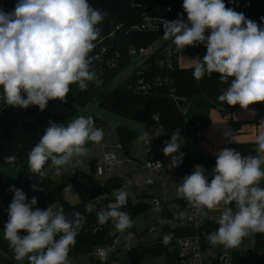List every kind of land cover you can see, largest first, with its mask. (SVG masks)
<instances>
[{
    "label": "clouds",
    "instance_id": "obj_1",
    "mask_svg": "<svg viewBox=\"0 0 264 264\" xmlns=\"http://www.w3.org/2000/svg\"><path fill=\"white\" fill-rule=\"evenodd\" d=\"M183 9L188 22L165 20L163 38L171 39L178 51L201 44L206 47V55L194 64L193 77L199 81L205 74L218 73L221 82L229 84L218 100L229 106L249 110L251 105L264 103V26L227 8L223 0H183ZM103 20V14L89 0H18L14 10L0 9V100L6 107L27 109L35 105L43 111L50 100H66L73 84L86 91L89 82L97 78L90 53L99 41L98 25ZM208 30L210 35H206ZM224 135L232 136L231 130ZM103 136L91 115L78 116L67 125L50 122L28 154V168L43 178L46 174L42 169L49 159L59 169L73 158L86 156L87 143H100ZM180 136L177 128L171 141H165L163 152L172 158L171 167L182 163L184 154L175 155L181 147ZM255 143L257 155L222 149L210 183L204 167L196 165L177 186V196L188 202L186 209L195 216L223 206L218 229L207 235L212 245L235 248L249 234L264 233V187L260 186L264 180V131L256 135ZM104 159L110 164L113 157L106 154ZM15 160L14 155L5 157L9 164ZM148 166L162 168L159 161ZM10 190L14 197L3 238L14 259H27L28 264H70L69 252L86 221L85 215L73 212L69 217L50 206L34 210L36 197L29 200L23 189ZM129 195L123 188L116 191L115 202L97 212L98 224L111 220L118 231L131 228L129 214L120 210ZM233 203L235 209L230 207ZM154 204L153 212L160 213V201ZM85 210L91 214L94 205L87 204ZM176 218L192 216L186 217L181 211ZM160 223L170 222L161 219ZM22 231L27 234L22 235ZM172 239V233L164 234L163 244L168 245Z\"/></svg>",
    "mask_w": 264,
    "mask_h": 264
},
{
    "label": "trees",
    "instance_id": "obj_2",
    "mask_svg": "<svg viewBox=\"0 0 264 264\" xmlns=\"http://www.w3.org/2000/svg\"><path fill=\"white\" fill-rule=\"evenodd\" d=\"M142 1L146 0H89V3L95 9L109 15L113 22L112 27L109 19L104 17L103 21L107 25L106 35L113 30L115 31L113 37L106 38L104 41L108 48L105 53V60L100 61L99 64L93 62V66L97 64L98 68L102 70L100 86L89 82L88 89L80 91L78 86L73 84L70 86L71 91L66 100H50L46 109L39 110L37 114L38 106H29L27 108L28 118H23L15 107H6L4 102L0 103V162L9 164L5 161V157L12 155L16 157L15 162L10 165L17 168L16 181L19 188L25 192L26 197L29 200L32 197L37 198L34 210L35 208L46 210L54 203H58L66 216L71 217L73 212H80L85 215L86 221L76 237L74 246L70 249L68 258L87 257L91 264H96L98 261L96 258L97 249L111 247L116 239V232H114V226L110 221L104 225L98 224L97 211L102 202L107 208V203L110 200L109 196L123 186V180L119 176L109 177L102 184L76 180L73 184L77 189L79 202L70 204L65 200L63 194L67 186L66 183H61L48 190L45 177L41 178L37 173L30 172V169L26 177L25 168L28 165V154L39 142L40 133L43 136L44 130L50 122L65 124L77 114L80 108L94 102L102 111L135 123L155 124L169 135H173V132L179 128L183 145L179 149L178 156L180 153L184 155L181 165L174 167L177 186L182 182L184 176L190 175L194 171L196 165L204 167L209 183L214 178L213 169L217 158L192 148L190 144L198 141V133L209 126L210 110L222 109L225 106V103L218 100V96L229 84L221 82L218 73H213L211 76L205 74L203 78L197 81L193 77L194 66L179 67L177 58L173 59L172 69L157 65L158 51H156L146 58L142 65L136 66L132 73L120 82L114 83L124 70L135 63L128 53L130 47L149 46L161 36V33L127 31L130 26L140 22L142 9L137 7V4ZM155 1L161 4H174L179 8L183 4V0ZM7 2L12 11L18 0H7ZM223 2L227 8L236 12L259 4L264 5V0H223ZM117 26L119 28H116ZM205 55L206 53L199 59L202 60ZM109 59L114 60L111 67L107 65ZM141 79L151 82L160 79L162 83L159 85L154 82L153 88L148 93H141L136 89L137 83ZM170 93L178 98L177 101H174ZM180 107H186V115L182 114ZM88 115L94 118L97 128L103 129L107 125L103 118L97 115ZM88 115H85V117ZM155 117H157V121H155ZM240 126L241 122L230 120L227 122L226 129L227 131L231 130L233 136L239 131ZM117 134L120 147L125 154H129L134 141L139 136V132L126 126H118ZM256 147L255 142H228L227 144V148L240 151L245 156L257 155L254 151ZM50 163L51 160L49 159L42 171ZM260 186L264 187V180L260 182ZM134 200V198L128 197L127 204L120 209L128 213L132 220L142 210V207H136ZM89 203L94 205L91 214L85 210V206ZM10 204L7 203L2 207L6 217H8ZM160 206L162 208L159 213L161 218L172 216L165 203ZM218 227L216 223L207 222L199 230V234L208 243L207 235L216 231ZM166 233L173 234V239L168 245L163 244V235ZM195 233L196 231L189 225L183 229H173L165 226L153 242H144L129 248L126 259L118 260L117 254L120 250L112 249L110 250V259L118 261V264H145L148 258L162 255L166 264H176L177 239L182 236L195 235ZM21 234L25 235L27 233L22 231ZM3 236L0 235V264H28L27 259L22 262L14 259L9 243ZM253 250L260 257L261 263L264 264V233H255ZM232 254L235 264H240L243 253H236L238 255H235L234 252ZM100 264H109V262H100Z\"/></svg>",
    "mask_w": 264,
    "mask_h": 264
},
{
    "label": "rangeland",
    "instance_id": "obj_3",
    "mask_svg": "<svg viewBox=\"0 0 264 264\" xmlns=\"http://www.w3.org/2000/svg\"><path fill=\"white\" fill-rule=\"evenodd\" d=\"M5 0H0V4H4ZM1 8V6H0ZM181 15L184 19H187V14L183 9V4L180 6ZM106 23L103 21L101 24L98 25V27L101 29L100 36L103 34V31L105 29ZM162 34L158 40H156L151 47L157 48L160 46L161 43L165 40L163 38ZM192 47H187L183 51H180L179 53V65L182 67V65L187 66L191 62H193L194 58L199 60V56L197 57L196 54L200 55L203 53L202 51V44L197 45L196 48L191 49ZM196 52V53H195ZM137 63H133L129 68L124 70L119 77L114 81V83L120 82L122 79H124L126 76H128L130 73L133 72V70L136 68ZM228 88V87H227ZM225 88L224 91L227 90ZM0 92H2V89H0ZM227 105V103H225ZM257 104H264V103H257ZM226 108L224 115L227 119L231 118V116H235L237 118L241 119H250L251 118V111L254 105H251L249 107V110L241 109L239 105L236 106H229ZM17 110L21 116H26L28 113L27 109H23L20 107H17ZM88 114L97 115L101 118H103L107 122L108 130L113 131V129L116 126H126L129 128H132L134 130L139 131L140 135L135 141L133 145V150H131L130 154L132 156H136L131 158L130 155L127 156L120 148L115 147L114 154L121 159V162L119 164L113 166L110 170H108L104 175H97V167L102 166L101 162L97 165H94L93 167H90L87 170V174L89 178H95V180L99 181V183H104L105 179L107 177H110L111 175H115L117 173L115 172H123L127 170L126 174L123 175V187H125V191L130 193V196L132 195H142L138 198V201L135 202L136 207H142V210L137 213L134 217L133 221V227L124 230L123 232L118 231L114 227V232H116V239L113 243V248L115 250H120L119 254L122 259L125 258V255L127 253V250L131 247H135L141 243L144 242H153L157 236H153L148 230L151 226L157 225L158 231L157 235L161 233L162 230V224L160 223L161 215L159 213L153 212V208L155 207L152 203V196H158L160 198L165 197L167 200V206L169 205L170 211H172L175 215L180 213L181 211H184L187 208L188 202L185 199H181L177 196V185L175 181V176L173 172V167H171L172 158L169 156L167 159L163 160V163L165 165V172L167 171V175H154L152 172L145 169L144 166H142V161L144 158H147L149 156H155V153H158L164 149L163 145L161 144V140L158 138L159 134H144L145 129H148V125L152 127L151 129H155L153 131H156L159 133V126L151 123H135L131 120L116 116L114 114L105 112L100 110L97 107L96 103H91L87 105L84 108H80L77 112V114L72 117L68 122L75 119L78 116H85ZM238 114V115H236ZM249 117V118H248ZM65 125H67V123ZM225 120L222 119V114L218 111V109L213 110L211 114V122L210 126L207 127L202 135L203 139L200 142L201 148L204 152L212 153L217 152L221 144H226L225 141ZM148 131V130H147ZM246 138H249L248 134L245 136ZM148 139L151 144H154V147H149L145 145L144 140ZM182 140V139H179ZM186 144H188L186 142ZM185 144V145H186ZM198 145V143H196ZM147 147L149 149H147ZM195 148V147H193ZM128 159V160H127ZM139 160H142L141 162ZM167 169V170H166ZM56 169L52 166V164H49L44 172H45V181H46V188L48 190L54 188V186L58 185L60 182L61 176H59L56 171ZM13 172L12 167H8L6 164L0 162V175L9 174ZM135 173L136 175H133ZM9 176V175H7ZM86 178L88 177H82L79 178V181H86ZM69 186L73 187L72 192H77V189L74 184L68 183ZM74 185V186H72ZM115 200V199H114ZM113 199L109 200V203L111 201H114ZM54 207V206H53ZM52 207V208H53ZM233 209H235V204L233 203L232 206ZM58 206H55L54 209H57ZM106 206L104 204H100L98 207V211L100 210H106ZM223 210V206H220L219 209L211 211L212 215H215L216 217H219L221 215V212ZM97 211V212H98ZM110 223L114 226L113 221L110 220ZM254 235L255 233L249 234L247 237L243 238L241 243L238 247H235V250H232V248H225L223 245L217 244L212 245V250L214 252L216 251H226L230 254L237 251H244L245 253H249L253 251L254 247ZM70 264H91L90 260L87 257H80L78 259L68 258ZM145 264H166L164 256H157L148 258L145 261Z\"/></svg>",
    "mask_w": 264,
    "mask_h": 264
},
{
    "label": "built area",
    "instance_id": "obj_4",
    "mask_svg": "<svg viewBox=\"0 0 264 264\" xmlns=\"http://www.w3.org/2000/svg\"><path fill=\"white\" fill-rule=\"evenodd\" d=\"M1 8L5 12H10L11 7L9 6L7 0H5L4 4H0ZM137 7H140L142 9L141 14V20L139 23H136L132 26H130L127 31L128 32H144V33H161L164 34L163 29V22L165 20L172 21L176 19H182L181 18V10L179 7H177L174 4H161L155 0H146L142 1L141 3L137 4ZM238 13H243L247 19H250L254 22H256L258 25L264 26V20L261 18L264 17V5L259 4L255 7L250 8H244L242 10L237 11ZM187 23V22H186ZM116 28H119L117 26ZM114 30L110 32L108 35H106L102 39V44L99 50L93 54H90L93 57V62H98L105 60L108 48L104 44V41L106 38H110L114 36ZM206 34H210V30L206 31ZM164 46L162 47V45ZM152 45V44H151ZM151 45L146 47H130L129 54L133 58V61L137 63V66L142 65L144 60L154 54L156 51H158V59L156 61L157 65L160 67H166L167 69L173 68V59L178 58V55L180 51L176 49L174 44L172 43L171 39L164 40L163 43L160 44L157 48H152ZM94 66V70L96 71L97 78L92 82L96 86L101 85V74L102 70L98 68V65ZM114 60L109 59L107 60L108 66H113ZM154 82L151 81H145L143 79L139 80L136 86L137 91L141 93H148L154 85ZM157 84H161L162 80L157 79ZM22 95L26 98V94L22 93ZM170 96L174 99V101H177V97L170 93ZM182 114L186 115L187 109L186 107L181 108ZM255 113L257 117L258 122H264V106H256L255 107ZM155 121H157V117H155ZM107 155H110L113 157L112 162L106 163L105 162V155L102 159V166L97 167V173L98 175H104L108 170H110L113 166H115L117 163H119L120 159L113 153H109ZM161 163L160 160H157ZM157 161L150 162L152 164H155ZM149 164V163H148ZM149 167V166H148ZM155 170H159L155 167H152ZM105 196V195H103ZM102 196V197H103ZM155 200L160 201V205L164 203L163 199L154 197L152 198V203L154 204ZM211 211L213 210H207V215L203 216H195L193 215V212L191 209H189L186 213L187 216H192V219H177V214L172 215L169 218H161L169 221L168 224H162V229L167 226L169 228L173 229H183L186 226H191L196 231L195 235H187L182 236L177 239V263L176 264H235L233 254H230L226 251H216L214 252L212 250V244L208 241V243L205 242V240L201 237L199 234V230H201L202 226L206 224L207 222L211 223H217L218 217L211 214ZM219 226V225H218ZM153 236H159L157 235L158 227L157 225H153L148 230ZM162 232V230H161ZM110 247L105 248H99L96 251V257L98 261L100 262H109V264H118L119 262L113 259H110Z\"/></svg>",
    "mask_w": 264,
    "mask_h": 264
},
{
    "label": "crops",
    "instance_id": "obj_5",
    "mask_svg": "<svg viewBox=\"0 0 264 264\" xmlns=\"http://www.w3.org/2000/svg\"><path fill=\"white\" fill-rule=\"evenodd\" d=\"M181 18H182V20L184 22H188V20L187 19H184L182 15H181ZM106 31H107V25L105 26V29L103 31V34L100 36L99 41L96 42V46H95L93 52L90 53V54H93V53H95V52H97L99 50V48L101 47V44H102V39L106 36ZM206 35H210V34H206ZM188 47H190V46H188ZM191 47H192L191 49H193V50H194V48H196V46H191ZM202 51H203V53H201L200 55L196 54V56L197 57L199 56V58H200L204 53L207 52V49H206V47L204 45H202ZM179 56L180 55H178L177 61H178V66L181 67L179 65ZM197 61L194 58L193 62H191L187 66L182 65V68H188V67L194 66V64ZM2 102L3 101L0 100V103H2ZM258 105L264 106V104H254V106L252 108V111H255V107L258 106ZM227 107L228 106L225 104V106L222 109H218V111L222 114V119L225 120V129H224V131L225 132L227 131V129H226L227 128L226 127L227 126V122H229L230 120H234V121L241 122V126H240L239 131L236 134H234L233 136L225 137L226 144L223 145V143H222L221 146L219 147V149L217 150V152H215V153L214 152L208 153V152H204L202 150V148H201V145H200V142L203 139L202 133L205 130L204 129L202 132H199L198 133L199 140L196 141V142H194V143H192V144H190V146L192 148L195 147L194 149H197L199 151H202V152H204V153H206L208 155H211V156L217 158L218 153L222 149L227 148L228 142H232V143L255 142L256 135L259 132L264 131V122H262V123L261 122H258L257 121L256 114L255 115H251V118L250 119H246V120L245 119H241V118H237L238 116L237 117L231 116V118L227 119L226 116L224 115V112H225V110H226ZM15 108L17 109V107H15ZM213 110H215V109L210 110V113H209V120H210V122H211V114H212ZM28 114H29V112L27 113L26 116H22V117L23 118H28ZM236 115H238V114H236ZM209 126H210V124H209ZM117 127L118 126H116L113 129V131H109L108 130L109 128L106 125L102 129L103 130V133H104V136H103V140L100 143H94V142H88L87 143L86 146L88 147L89 151H88V153H87L86 156L73 158V160H72V162L70 164H68L66 166H63V167H61L59 169H57L55 166H53L56 169L55 171L57 173H59L58 175L61 176V178H60L61 180H60L59 184H61V183H66L67 184L66 188L63 191V194H64L65 200L68 203H70V204H77L79 202L78 192H72V188L73 187H71V186L68 185V183H70L69 182V179L71 177L75 176L76 177V180H79V178H82V177H88V178H86V181L85 182H94V183L102 184V183H99V181L95 180V178H92V179L89 178V176L87 174V170L90 167H93L94 165H97L98 163L102 162V159H103L104 155L109 154V153H113L114 154L115 147L120 148L122 150V148L120 147V144H119V139H118V134H117ZM151 128L152 127H150L148 125V129H145L144 134H146V135H148V134H159L158 138L161 140V144L163 145V147L166 146L165 145V141H168V142L171 141L172 135L167 134L162 128L159 127V129H158L159 130V133L156 132V131H153L155 129H151ZM247 134H248L249 138H246L245 137ZM139 135H140V133H139ZM135 141H134V143H135ZM134 143H133V145H134ZM144 143L148 147H149V145H151V147H154V144L153 143L151 144V142L148 139H145L144 140ZM179 143H180V145L182 147V145H183L182 144V140H179ZM196 143H198V145H196ZM133 145H132L131 150H133ZM148 147H147V149H149ZM131 150H130V152H131ZM178 153H179V150H178V152L175 155L178 156ZM126 155L127 156L130 155L131 158L134 157L135 159H138V158H136V156H132V154H130V153L129 154H126ZM168 157L169 156H165L164 155V152L162 150V151H160L158 153H155V156L154 155L153 156L151 155V156H149L147 158H144L143 161L142 160H139V161L140 162L142 161V166H144L145 169H147L148 171L152 172V174L163 176V175H167V171L165 172V165L163 163V160L167 159ZM157 160H160L162 162V164H163V166H162L161 169H159L157 171V170L153 169L152 167H148V163L149 162H154V161H157ZM119 162H121V159H120ZM117 164H119V163H117ZM6 165L8 167H12L13 168V172L12 173H9V174H5V176L4 175H0V235H4V225H5V223L8 220V217L5 216V214H4L3 210H2V207L4 205H6L7 203H11L12 200H13L14 192L11 191L10 189H12L13 187L19 188L18 183L16 181V177L18 175L17 168L14 165H10V164H6ZM126 172H127V170H125L123 172L122 171L121 172H115L117 174L111 175L110 177L119 176L123 180V175H125ZM173 172H174V167H173ZM96 174L98 175L97 172H96ZM7 175H9V176H7ZM133 175H136V174L133 173ZM107 178H109V177H107ZM70 184H73V183H70ZM72 186H74V185H72ZM123 189H125V187H123ZM118 190H116V191H118ZM116 191H114L109 196L110 197V200L111 199H113V200L115 199L114 193ZM141 196L142 195H138V194L132 195V196L129 195V197H132V198L135 199L134 200V203L137 202L138 201V198L141 197ZM154 197L160 198L158 196H152V198H154ZM160 199H163L164 200V203H165L168 211L172 215H175L172 211H170L169 205L167 206L168 203H167V200L165 199V197H162ZM114 202H115V200L114 201H111V203H114ZM101 204H104V203L102 202ZM55 206H58V208L57 209H54ZM50 207H53V210L54 211H62L61 205L58 204V203H54ZM188 210L189 209H185L184 212H187ZM110 248L112 250H115L113 248V245ZM232 250H235V249L232 248ZM236 253H238V254L239 253H243L242 262L240 264H262L261 263V260H260V257L254 253V250L251 251V252H249V253H245L244 251L240 250V251L235 252V255H238ZM117 258H118V260H123L120 257V254L119 253L117 254ZM124 259H126V255H125V258Z\"/></svg>",
    "mask_w": 264,
    "mask_h": 264
},
{
    "label": "water",
    "instance_id": "obj_6",
    "mask_svg": "<svg viewBox=\"0 0 264 264\" xmlns=\"http://www.w3.org/2000/svg\"><path fill=\"white\" fill-rule=\"evenodd\" d=\"M101 13H102V12H101ZM102 14H103L104 17H107V18L109 19L110 24H111V26L113 27V22H112L110 16L107 15V14H105V13H102ZM39 110H40V109L38 108L37 111H36V114L39 112ZM40 137H42L41 133H40ZM28 172H29V168H28V165H27L26 168H25V176H26V177H27V175H28ZM26 180H27V179H26ZM75 181H76V177H75V176H73V177H71V178L69 179V182H70V183H74ZM1 264H6V263H1ZM96 264H100V261H97Z\"/></svg>",
    "mask_w": 264,
    "mask_h": 264
}]
</instances>
